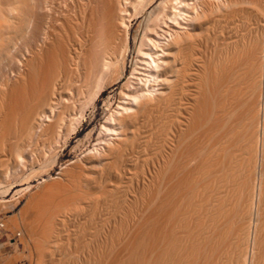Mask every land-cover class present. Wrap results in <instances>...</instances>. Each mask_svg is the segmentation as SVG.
Returning a JSON list of instances; mask_svg holds the SVG:
<instances>
[{
	"label": "bare ground",
	"instance_id": "1",
	"mask_svg": "<svg viewBox=\"0 0 264 264\" xmlns=\"http://www.w3.org/2000/svg\"><path fill=\"white\" fill-rule=\"evenodd\" d=\"M48 1L0 0V227L36 264H264V0H135L132 76L89 119L125 76L128 0ZM83 122L93 149L69 151Z\"/></svg>",
	"mask_w": 264,
	"mask_h": 264
},
{
	"label": "rangeland",
	"instance_id": "2",
	"mask_svg": "<svg viewBox=\"0 0 264 264\" xmlns=\"http://www.w3.org/2000/svg\"><path fill=\"white\" fill-rule=\"evenodd\" d=\"M7 1L8 0H5V3H7ZM44 1V0H43ZM62 1V0H61ZM60 1V2H61ZM134 1V2H133ZM45 2H47L48 4H50V2L51 1H48V0H45ZM129 3V4H128ZM132 3H135V0H128V2L126 3L127 5V9H128V12L130 13V17H129V19L131 20H129L130 22H129V26L131 27H129V31H128V34H129V36H128V38H129V41H128V43H129V52H128V54H127V58H126V63H125V65L126 66H124L125 67V76H124V79L119 83V84H116V85H113V87H111L110 86V88L108 87L107 88V91L106 92H103V93H101V95H99L98 96V98L94 101V103H92L91 104V106L90 107H88V111H87V117H86V119L88 118L89 119V117L91 118V116L93 115L94 116V114L97 116L98 114H99V112H98V109L97 108H99V107H101L102 106V104H101V99H105V98H107L108 97V95L110 94V92H112V91H116L117 93H119V91H121V89H122V86H124L123 84H125L127 81H128V79L132 76V73H133V70H134V61H135V59L137 58V55H138V51H139V47H140V40H137L136 42H135V32H136V30H137V28H139V26H140V24H141V22H142V18L141 17H135V16H133L132 14H134L135 12H134V9H133V5L134 4H132ZM132 6V7H131ZM134 12V13H133ZM131 16H133V17H135V18H133V17H131ZM139 25V26H138ZM214 28V27H213ZM213 28H211V31H209V32H206L204 35H203V37H202V39H203V41L204 42H206V41H208V43H209V45H211L212 44V46L214 47L216 44L214 43L215 42V36H214V33L212 32L213 31ZM141 30H142V32H144V30H145V27L144 26H142L141 27ZM213 35V36H212ZM212 36V37H211ZM134 38V39H133ZM210 38L212 39V38H214L213 39V42L210 40ZM209 39V40H208ZM134 40V41H133ZM209 41H211V42H209ZM207 43V42H206ZM121 45V44H120ZM120 47V46H119ZM18 48H20V49H22L21 47H18ZM15 49V48H14ZM19 49V50H20ZM16 50V51H15ZM15 50H13L12 51V53L14 54V55H16V56H18V57H20L19 59L20 60H22V58H23V60H24V52L23 51H21L20 50V54L18 53V55H17V51H19V50H17V48L15 49ZM23 53V54H22ZM12 54V55H13ZM14 55H13V58H12V56H11V54L9 55V56H7V57H3L2 58V60H1V62H2V68H3V70H4V68H8L6 71H8V72H10L11 73V71L15 68L14 67V65H13V63L12 64H10V63H7V62H13L14 61ZM21 55V56H20ZM11 56V57H10ZM15 56V57H16ZM24 56V57H23ZM8 57H10V58H8ZM22 57V58H21ZM4 59V60H3ZM9 59V60H8ZM10 59H12V61H10ZM18 59V58H17ZM6 60H7V62H6ZM6 62V63H5ZM5 63V64H4ZM15 63V62H14ZM4 64V65H3ZM6 64H7V66H6ZM12 65H13V67H12ZM6 66V67H5ZM12 67V68H11ZM11 68V69H10ZM113 70H115V69H113ZM117 71H119V69L117 70V68H116V73H113L114 71H111V73L113 74V76H111L112 78H114V77H116L117 76V74L119 75V72H117ZM111 74V75H112ZM116 75V76H115ZM110 77V80H112V78ZM118 77V76H117ZM116 77V78H117ZM97 106V107H96ZM95 107H96V109H95ZM92 116V117H93ZM95 116V117H96ZM94 117V118H95ZM102 117V116H101ZM101 117H97L98 118V122L99 121H101L102 122V120H103V117L101 118ZM102 119V120H101ZM85 122V121H84ZM84 122L82 123V125H80V127H78V130H77V132L72 136V138L69 140V142H68V147H69V151L70 150H72V149H74L76 146H78L79 145V147L81 148V147H83V145L85 146L86 145V148L87 149H89V150H92L93 149V146H87V140H88V133L91 131V129H92V127L91 128H89V129H85L84 130V127H82L83 126V124H84ZM81 130V131H80ZM139 133H138V137H140V138H138L139 139V141L140 140H143V139H145V135H146V131L144 130H140V131H138ZM144 137V138H143ZM142 138V139H141ZM37 143H38V145L36 146V142H34V146L35 147H33V149H34V151L36 152V154H38L39 153V151H41L43 148H44V146H43V139H42V137L40 138V139H38V141H37ZM85 148V147H84ZM45 149V148H44ZM65 151V149L63 148V150H59V153L57 152V154L55 155V156H52L51 158H49L46 162H43L42 164H40V165H37V168L36 169H38L37 171H38V173H37V176L38 177H36V178H34V180H32V184L34 185V186H37V185H41V184H44V181L46 182V181H49V180H51V179H57L58 178V176H59V173H60V171H61V168H60V166H62V163H64V162H66L68 159H69V157L68 158H66V159H64V158H62V154H63V152ZM8 154H7V153ZM62 152V153H61ZM8 156L7 157V159H8V161H7V159L5 158L6 157V155ZM5 154H4V156H1L0 155V157H1V159L2 158H4V159H6V160H1V162L3 161H6V162H4V163H2V164H7L8 162H10L11 160V157H10V153L6 150L5 151ZM80 154V153H79ZM9 157H10V159H9ZM55 157H57V158H55ZM54 158V159H53ZM39 174V175H38ZM106 184V183H105ZM105 184H104V188H105ZM103 187H102V189H103ZM127 188V189H126ZM106 189V188H105ZM104 189V190H105ZM125 192H126V194L125 195H127V193H129L130 191L132 192V189L130 190L129 189V187H127V186H125ZM130 190V191H129ZM96 192H98V193H100L101 192V189H98V191L96 190ZM130 192V193H131ZM129 193V194H130ZM133 193V192H132ZM26 197H27V195H26ZM122 206H123V204H122ZM106 209V208H105ZM104 209V222H103V226H102V228L101 227H99V225H97L98 224V220H96V221H94V223L92 224V223H90V224H88L87 226L88 227H86L85 229H86V234H83V236L85 235V237L84 238H86V240L84 239V242H80V243H78L77 244V246L79 247H81L82 248V250H84V252H87L88 251V249L87 248H89L90 246L91 247H93V245H94V247L96 248L98 245H101V241L99 240V235H101L102 236V245H104L105 244V236H106V232H107V225H106V217H107V215H108V213L109 214H111L112 213V215H114V213L116 212H120V211H118L119 209H121V208H119L118 210L117 209H112L111 211H108V210H105ZM18 211H19V209H17V210H13V211H11L8 215H7V217H8V219L11 217V218H14L15 216H17L18 215ZM126 211V210H125ZM122 212H124V209H123V207H122V210H121V212L120 213H117V215H119V214H122ZM116 213H115V215H116ZM10 218V219H11ZM94 226V227H93ZM88 228V229H87ZM100 229H102V231H101V233L99 234V230ZM6 230V231H5ZM83 230H84V227H83ZM82 230V231H83ZM9 231V232H8ZM74 231H76V228H75V226L72 224V223H70L69 225H68V227H66L65 228V230H64V237L65 238H67L68 236L69 237H73V235H74ZM94 239V242H91V239ZM71 242V241H70ZM68 243V245H69V242H67ZM76 243L74 242V241H72L71 243H70V245L72 246V247H74V246H76L75 245ZM83 244V245H82ZM67 245V244H66ZM24 246H26V244H24L23 242H22V239H21V235L20 234H18V233H15L13 230H7V229H5V228H3V227H0V259L1 258H3L4 260H6V262L7 263H9V264H36V259L31 255V252L29 251V249H27V247H24ZM5 255V256H4ZM31 256V257H30ZM4 257H6V258H4ZM35 260H34V259ZM2 260V259H1ZM68 261H70V263L72 264V263H74L75 262V260L76 259H73L72 257H71V259L70 258H68L67 259ZM74 261V262H73Z\"/></svg>",
	"mask_w": 264,
	"mask_h": 264
}]
</instances>
